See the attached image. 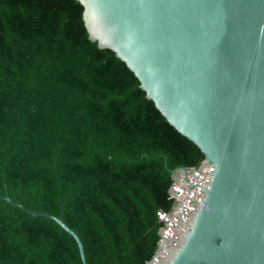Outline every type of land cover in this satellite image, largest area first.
Here are the masks:
<instances>
[{"label": "trees", "instance_id": "1", "mask_svg": "<svg viewBox=\"0 0 264 264\" xmlns=\"http://www.w3.org/2000/svg\"><path fill=\"white\" fill-rule=\"evenodd\" d=\"M82 13L79 0H0V196L61 216L87 264H145L172 170L204 154ZM0 264L82 262L55 220L0 197Z\"/></svg>", "mask_w": 264, "mask_h": 264}, {"label": "water", "instance_id": "2", "mask_svg": "<svg viewBox=\"0 0 264 264\" xmlns=\"http://www.w3.org/2000/svg\"><path fill=\"white\" fill-rule=\"evenodd\" d=\"M79 1L89 38L214 165L203 204L155 264H264V0ZM0 197L55 220L87 264L61 216Z\"/></svg>", "mask_w": 264, "mask_h": 264}, {"label": "built area", "instance_id": "3", "mask_svg": "<svg viewBox=\"0 0 264 264\" xmlns=\"http://www.w3.org/2000/svg\"><path fill=\"white\" fill-rule=\"evenodd\" d=\"M214 165L203 159L195 166H179L172 172L173 181L169 187L173 203L168 210L158 209L159 240L154 254L145 264H155L166 256L180 241L191 218L203 204L204 188L208 186Z\"/></svg>", "mask_w": 264, "mask_h": 264}]
</instances>
